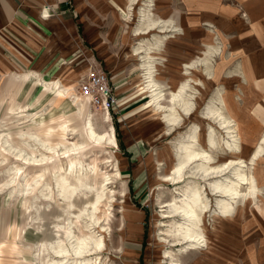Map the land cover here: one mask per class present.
Returning <instances> with one entry per match:
<instances>
[{
	"label": "rangeland",
	"instance_id": "1",
	"mask_svg": "<svg viewBox=\"0 0 264 264\" xmlns=\"http://www.w3.org/2000/svg\"><path fill=\"white\" fill-rule=\"evenodd\" d=\"M78 1L67 0L76 30L69 58L84 62L92 55L106 66L105 57L111 56L110 70L126 78L133 102L130 108L138 115L127 122L120 104L103 122L104 114L88 108L77 96L76 81L65 74V85L80 99V108L68 96L36 80L8 76L5 90H0V264H76L70 254L56 256L49 246L69 248V234L72 243L84 235L101 240L99 251L78 259H89L91 264H173L175 260L181 264H264V155L250 161L264 135V36L253 33L250 24L239 19L237 5L230 0H155V13L171 21L173 29L162 34L166 37L164 52L151 59L152 77L163 88L160 100L154 102L141 88L142 72L131 52L137 43L132 32L140 6L132 7L128 24L122 19L125 9L120 0ZM92 33L96 44L87 41ZM208 47L219 49L211 50L207 58ZM190 61L194 63L188 68L185 64ZM204 70H209V77ZM187 78L191 79L187 94L193 101L190 115L174 107L179 124L161 121L171 92ZM37 87L40 92L32 98ZM217 93L221 101L216 100ZM210 102L228 118L226 126L203 114ZM87 120L95 133L107 134L100 144L87 137ZM192 124L199 129L202 147L211 129L215 141L209 150L212 164L227 166L221 174L202 178L190 174L193 165H189L183 180L172 184L165 176L174 164V146ZM130 127L134 129L130 138H138L142 149L133 156L124 151ZM110 134L114 146L105 142ZM41 141L51 150L41 148ZM73 145L79 148L65 152ZM32 157L45 160L36 164ZM235 169L254 181V196L248 191L249 182L236 183ZM59 176L64 192L55 184ZM213 181L232 182L239 194L210 193L208 186ZM192 184L202 188L206 203L198 219L202 238L194 248L176 242L183 217L173 212L174 202L179 203L186 186ZM96 194L101 195L96 216L105 212L108 218L93 223L86 212ZM220 201L229 205L224 215L218 209ZM125 210L138 215L134 224L123 221Z\"/></svg>",
	"mask_w": 264,
	"mask_h": 264
},
{
	"label": "bare ground",
	"instance_id": "2",
	"mask_svg": "<svg viewBox=\"0 0 264 264\" xmlns=\"http://www.w3.org/2000/svg\"><path fill=\"white\" fill-rule=\"evenodd\" d=\"M153 3H154V0H143L142 5H138L139 0H126L125 16L123 18L124 19L123 21H125L129 24L132 21L131 16H130L131 11H132V7H135V6L139 7L140 6L138 9V13H137L138 14L137 24L133 30V35H132L133 37L137 38L138 42L131 48V52H132V55L134 57H136V59L138 60V63H139L138 69L142 72L141 88L144 89L145 91H148V93H150L151 98L153 99L154 102H158V100H160V98L162 96L163 88L160 89L161 84L156 82V80H154L152 77L153 76L152 75L153 74L152 73L153 62H151V59L153 56L159 55L158 53L164 52V49H165L164 40L166 37H163L162 34L165 33L164 32L165 30L166 31L168 29L172 30L173 26H172L171 21L162 20L154 14V9H153L154 6L152 5ZM128 15H129V17H128ZM205 25L208 26L209 29L212 28V25H210L209 23H206ZM152 31H156V33L151 34L149 37H144L145 35L150 34ZM171 32H175V30L171 31ZM218 49L219 48H217V47H208L206 52H204V53H206V55H207L206 57L209 58L208 55H209V53H211V50L213 53V52L218 51ZM204 61H207V59H205ZM193 63H194V61H190L189 63H186L185 65L189 68V67L193 66ZM197 63H199V62H197ZM187 67H184V68H187ZM186 71H187V69H186ZM203 73H205L204 75L206 77H209L211 74L209 72V70H204ZM187 74H188V72H187ZM13 76L17 79L30 78V79L36 80L37 82H39L40 85H42L44 87H50L52 89H55L57 92L61 93L62 95L68 96L70 98V101L73 104V106H76L77 108H80V106H81V102H80V99H81L84 103L87 104L88 108H90L93 111H98V110L92 109L89 106L87 100L81 98L78 95V93H77V96L80 99L77 96L71 95L70 94V92H71L70 86L69 87L62 86L58 82V80L51 79L50 81H45L42 78L43 75L41 76V75L33 73V72L20 74V75H13ZM81 79L82 78H80V80ZM190 82H191V79L187 78L186 80H184L180 84V86L176 89V91L171 92V94L169 96V104L166 105L168 108L167 112L162 116L161 121L165 120L168 124H175V125L179 124L180 116L177 114V112L174 111V107H178L179 110L183 114L190 115V113L193 109L192 95L187 94V89H191V87H190L191 83ZM216 100L221 101V98L219 97L218 93H217V99ZM77 111L79 112V110H77ZM99 111L102 114H104V115H102L103 122L107 123V120H109L108 116H110L109 112L106 110H99ZM203 114L212 120L218 119L219 124L221 126L222 125L226 126L228 124V118L223 117L222 114L220 113V109L213 107L211 105V102L206 105ZM88 121L89 120H87V127H88L87 132H86L87 137L91 138L95 143L100 144L105 139L107 134L95 133L90 127V123H89L90 121L89 122ZM29 137L32 139H36V136H34V135H29ZM105 142L107 145H111V146L116 145L113 134L108 135V138ZM3 145H6L5 140L3 141ZM214 145H215V141H214V137H213V132L211 131V129H208V131H206L205 136H204V147L200 146L199 145V129L196 126V124H192L190 126V128L188 129V132H186L184 135H181L176 140V143L174 146V150H175L174 164H173V167L171 168V173L165 176V178H166L165 181H169L172 184L180 183L184 178L183 171L189 165H193V168L191 167L192 172H190V174H193V175L196 174V175L201 176L202 178H208L209 176L221 174L225 170L227 164L226 163L217 164V165L212 164V157H211L209 150L212 147H214ZM41 148L48 149L49 144L41 141ZM77 148H79L78 145H77V147L75 145L73 148L71 146V148L67 147L64 150H65V152H67L69 150L77 149ZM6 149H8V148L6 147ZM64 150H63V152H64ZM53 152H54V150H53ZM261 155H264V135H262L260 137V139H259V141L255 147L254 152L250 156V161L255 162V160L260 158ZM30 159L34 163L39 162L41 164L45 160L44 158L39 160L38 158L35 159L33 157ZM30 162L28 161V163H30ZM230 163H232V161ZM234 176L236 177L235 181L238 184L240 182H242V183L243 182H249L250 187L248 188V191H249L250 195L254 196V192L257 189V186L254 185V181L251 180L250 177H248L246 175V173L238 171L236 169H235ZM62 182H63V177H61V176H59L55 180V184L59 188L63 184ZM67 185H68V183H67ZM72 185H75V184H72ZM188 185H191V184H188ZM192 185H194V184H192ZM80 186H82V184ZM45 187H47V184L45 185ZM208 187L210 188L209 189L210 193L218 194L221 196L229 195L230 197H236L239 194L238 189L235 187V185L232 182L230 184H227L224 181H213L209 184ZM75 188H77V187L75 186ZM86 188H88V187H86ZM186 188L188 189L186 192H184V190H182L184 192V194L179 199V203L174 202V211L173 212H178L183 217V222L178 223L179 225H178L177 233L179 234L178 235L179 238L176 239V242L188 243L190 248H194L195 245L197 244V241H199L202 238V234L200 232H198V229H199L198 219H199V216L206 209V203L203 202L202 188H200L198 185H194L190 188H188L186 186ZM69 190H71V189H69ZM69 190H67V191H69ZM75 190H77V189H75ZM61 191L62 192L66 191V188H62ZM80 191H81V189H80ZM61 194L62 193H59L60 196H61ZM45 196L48 197L49 195L46 194ZM70 196L71 195H69V197ZM60 199H61V197H60ZM68 200H70V199H68ZM100 200H101V195H99V194L94 195L93 199L90 203L89 211L86 212V209L81 210L82 214H84L86 212L87 218L93 223H97L102 218H105V219L108 218V216L106 215L105 212L100 216H96V209H97V205L100 203ZM228 207H229V205L225 201L218 202V209L220 211V214L224 215L228 211ZM70 237H71V234L67 235V241L70 244L69 248L63 247V245H59V244L55 245L54 243H50L49 244L50 250L56 256L63 257V258L65 255L70 254L74 258V261L76 264H91V260H89V259H84L83 261H80L78 259H80L83 255L90 253L92 251H99L101 246H102L101 240L95 238L92 235H84L80 239H78L76 241L74 240L75 242L72 243L69 241ZM55 264H58V262H56ZM173 264H181V263L178 260H175V261H173Z\"/></svg>",
	"mask_w": 264,
	"mask_h": 264
},
{
	"label": "crops",
	"instance_id": "3",
	"mask_svg": "<svg viewBox=\"0 0 264 264\" xmlns=\"http://www.w3.org/2000/svg\"><path fill=\"white\" fill-rule=\"evenodd\" d=\"M76 1L78 4L79 1ZM219 1L221 3L224 0ZM230 1L237 5L235 10L238 12L239 19L246 20L253 29V33L260 37L264 36V0ZM120 2L125 9L126 0H120ZM142 3L143 0L141 2L139 0L138 5ZM153 9L154 14L160 18L155 13V7ZM121 16L123 19L124 16ZM87 41L96 44L95 34L88 35ZM74 42H76L75 24L67 0H0V90H5L8 76L31 72L43 75L42 78L45 81L54 79L58 80L62 86L69 87V84L65 85L66 80L62 77L65 74L66 77L73 78L78 86L80 78L85 75L87 61L91 60L112 75V84L116 88V93L122 98L120 109L125 111L122 116L126 114L124 120L127 122L133 120L138 115L137 110L130 108L133 102H131L132 96L128 95L130 89L125 87L126 78L121 73L110 70L113 67L112 57L109 55L105 57L108 68L92 55H88L84 62L76 57L71 60L69 56L74 52L72 50L74 48L70 44ZM75 65L77 66L74 67ZM40 89L37 87L34 90L32 98L40 92ZM61 104L62 102L59 106ZM133 131V127L127 130L129 136L126 138L127 146L124 150L130 156L142 150L140 143H137L138 138L136 140L130 138L132 135L130 133ZM137 216L132 210H125L122 215L123 221L129 224H134Z\"/></svg>",
	"mask_w": 264,
	"mask_h": 264
},
{
	"label": "built area",
	"instance_id": "4",
	"mask_svg": "<svg viewBox=\"0 0 264 264\" xmlns=\"http://www.w3.org/2000/svg\"><path fill=\"white\" fill-rule=\"evenodd\" d=\"M112 75L95 61H87L85 75L77 86L78 95L87 100L94 110H106L109 113L121 103V97L112 84Z\"/></svg>",
	"mask_w": 264,
	"mask_h": 264
},
{
	"label": "trees",
	"instance_id": "5",
	"mask_svg": "<svg viewBox=\"0 0 264 264\" xmlns=\"http://www.w3.org/2000/svg\"><path fill=\"white\" fill-rule=\"evenodd\" d=\"M119 137V136H118Z\"/></svg>",
	"mask_w": 264,
	"mask_h": 264
}]
</instances>
